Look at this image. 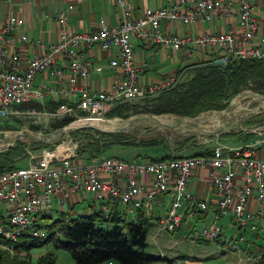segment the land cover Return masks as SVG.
Here are the masks:
<instances>
[{"label": "built area", "instance_id": "obj_1", "mask_svg": "<svg viewBox=\"0 0 264 264\" xmlns=\"http://www.w3.org/2000/svg\"><path fill=\"white\" fill-rule=\"evenodd\" d=\"M187 1L168 0L167 4L146 7L141 14L132 16V5L117 0L122 17L116 25H108L101 19L93 28L83 31L68 27L66 11L72 8L71 4L65 9L56 8L52 12L58 24L56 39L47 42L37 39L34 44L42 51L24 60L17 51L6 47L21 23L17 15L8 14L0 23L1 115L59 118L67 114L75 121L103 120L105 113L117 104L152 96L174 86L179 81L175 74L157 83L138 81L140 69L135 63L132 36L172 50L190 52L206 47L217 52L214 62L220 60L224 64L232 60L264 59V36L256 40L260 24L253 13L252 0H193L191 6L186 5ZM217 14L237 17L238 30L205 31L190 36L165 32L161 27L163 22L208 21ZM18 37L26 39L22 33ZM93 44L103 49H117V56L108 62L114 74L106 89L92 90L84 83L92 69L102 68L101 64L95 65L82 57L81 48ZM58 60H63L67 68V87L61 83H35L39 72L65 74L53 68ZM48 93L60 96L61 100L75 96L76 104L62 103L54 111L20 108L29 101L41 103ZM65 135L51 147L26 149L31 158H37L24 166L0 172V238L8 242L9 250L26 234L35 238L45 236V229L37 226L41 224L40 218L54 207L66 212L63 203L71 193L82 197L91 195L99 202L98 209L105 218L121 204L124 213H130L127 217L131 220L140 209L156 219L159 229L177 230L183 223L184 202L196 201L187 191V181L198 166L208 169L209 183L217 197L210 221L199 229H188L185 238L214 241L227 250H236L245 237L236 234L224 239L225 218L232 226L255 228L256 221L264 215V158L256 154L264 138L242 146L217 145L211 152L200 155L132 160L119 155H98L79 160L76 158L78 141ZM163 194L169 197L164 212L158 214L156 209ZM196 205L201 211L209 208L202 199ZM258 261L264 264V256Z\"/></svg>", "mask_w": 264, "mask_h": 264}, {"label": "crops", "instance_id": "obj_2", "mask_svg": "<svg viewBox=\"0 0 264 264\" xmlns=\"http://www.w3.org/2000/svg\"><path fill=\"white\" fill-rule=\"evenodd\" d=\"M117 0H0V23L10 13L15 14L21 23L18 31L15 33L11 42L6 44L9 51H17L21 59L32 58L39 54L42 49L34 42L42 39L45 42L56 39L58 24L53 17V11L56 8L65 9L69 4L72 8L67 9V24L69 29L83 31L93 28L101 19L108 25H116L122 17V8L116 3ZM132 5V16L142 13L146 7L156 8L160 5L168 3V0H124ZM193 0H188L186 5L191 6ZM253 13L259 22V30L256 33V40L264 36V0H252ZM162 29L179 35L195 36L201 32H220L239 28L237 17H229L221 14L213 16L208 21L196 23L171 22L161 24ZM25 34L26 39L21 40L18 34ZM131 41L134 49L135 63L139 67L138 81L143 84L157 83L161 79L177 75L179 78L197 63L214 59L217 52L206 47L197 51L172 50L151 42L141 41L138 37L132 36ZM81 54L84 59L89 60L93 64H101V70L92 69L88 78L84 81L92 90H101L109 88L112 82L114 69L108 62L111 58L117 56L115 47L103 49L96 44L86 45L81 48ZM169 54V56H168ZM24 64V61L22 62ZM53 68L61 69L65 74L53 75L46 72H39L35 76V83L54 85L61 83L67 87L66 78L67 68L63 60H58L57 65ZM190 77V76H189ZM82 82V81H81ZM80 82V83H81ZM60 96L54 93H48L41 101V105L48 110V104L60 101ZM63 103L69 105L76 104V97L70 96ZM230 122V121H229ZM228 124V122H227ZM228 126V125H227ZM247 138L239 145L249 141ZM224 143V142H223ZM225 144V143H224ZM257 156L264 158V140L260 143L256 152ZM165 155V154H163ZM24 160V159H23ZM18 163H22V161ZM187 191L192 194L194 199L206 200L209 204L208 210L201 211L195 200H187L183 205V221L186 229H195L196 223L207 224L211 219V211L216 201V193L212 185L209 183L208 169L205 167H195L187 181ZM168 194H163L159 198L158 208L156 211L163 213L168 200ZM99 202L91 195L82 197L77 193H71L67 200L63 203V209L68 211V215L76 216L78 214L89 213L98 210ZM77 206L80 209H77ZM116 210L123 212L124 206L117 205ZM125 212V211H124ZM75 213L74 215H72ZM130 213H128L129 215ZM127 215V216H128ZM51 218L50 213L47 218ZM201 225V226H202ZM224 239L230 238L236 234H242L245 240L240 244V248L236 250H227L222 244L214 242L212 251L205 255L207 259H212L208 263H203L202 258L197 261H189L185 258L183 264H259L258 259L264 256V215L256 221V227L250 228L236 227L228 223V219L222 222ZM196 230V229H195ZM195 241V240H194ZM197 241H208L205 239H197ZM56 264V263H54ZM98 264H114L110 261H104Z\"/></svg>", "mask_w": 264, "mask_h": 264}, {"label": "trees", "instance_id": "obj_3", "mask_svg": "<svg viewBox=\"0 0 264 264\" xmlns=\"http://www.w3.org/2000/svg\"><path fill=\"white\" fill-rule=\"evenodd\" d=\"M190 70L192 71L190 77L177 82L171 88L160 91L156 97L151 99L149 104H144L142 108L137 104L131 105V103L124 102L113 106L107 115L126 118L133 113L147 112L156 115L172 113L179 116L194 117L204 110L224 109L229 103V99L242 91L241 87L249 82L252 84L250 88L254 92L264 93V59L232 60L225 64L210 59L195 64ZM62 103L63 100L52 102L48 104L47 109L54 111ZM25 107L41 108V104L29 101L20 105V108ZM72 120L73 118L68 116L56 119L52 123V128L56 129L67 125ZM2 128L3 126L0 125V129ZM79 128L68 133L69 136L75 139L80 135L78 131L87 130V128L78 130ZM30 130L37 131L38 127L31 125ZM94 133L84 134L86 141L82 142L79 154L87 156L85 159L92 158L91 156L94 154H97L96 156L102 155L112 145H159V142L151 139H141L135 142L133 138L122 133L99 130H95ZM104 136L111 139H99V137ZM24 143L25 141H17L0 150V172L20 166L18 162L26 158L27 155ZM32 145L36 148H43L51 147L53 143L51 146L44 143H32ZM209 152L211 150L196 151L189 155ZM172 156L180 155L146 158L158 159ZM155 225L156 219H151L140 209L136 211L133 220L129 219L124 211L121 212L116 209L106 218L99 209L76 216L68 215V211H59V216L49 224H37L38 227L45 229L46 237L35 238L26 234L21 241L12 245L11 250L0 249V264H54L55 261L51 252L41 254L36 262H32L30 258V250L33 247L41 246L48 241H53L57 247L67 251L72 260L78 264H98L107 260H114L119 264H149L164 259L160 255H154L145 250L148 245L147 233ZM0 244L8 245V242L0 238Z\"/></svg>", "mask_w": 264, "mask_h": 264}, {"label": "rangeland", "instance_id": "obj_4", "mask_svg": "<svg viewBox=\"0 0 264 264\" xmlns=\"http://www.w3.org/2000/svg\"><path fill=\"white\" fill-rule=\"evenodd\" d=\"M191 75H192V72L187 71L183 75V77L179 78L178 82L186 80ZM251 85L252 84L249 82L243 85L241 87V90L242 91L244 90L248 93L254 92L250 88ZM159 93L160 92L155 93L152 96L143 97L140 99H134V100L128 101V103H131V105L137 104L140 108H142L144 104L146 105L149 104L151 99L153 97H156ZM235 96L236 95L232 96L229 99V101L233 100ZM253 97L245 96L241 99H238L237 101L234 102V108L235 110H239L241 108H252L254 110L253 111L254 115L251 116L248 121L245 118H237L235 120L228 122L227 124L228 126L223 132L213 134V135H207L197 130H191V129H183V130L180 129L178 131L175 129L172 130V129H168L165 127L155 126L153 124L151 125L148 121L139 119L137 120L138 122L135 121L132 124V126H130V128L124 131L115 132V133H122L125 136L131 137L134 139L135 142H138L141 139H148V140L151 139L156 142H159L158 146L112 145L107 151L102 153V155H119L123 157L124 159L132 160V159H137V158H142V157L146 158V157L163 156V154L165 155H184V154L189 155L196 151L211 150L217 145L242 146L245 144L253 143L258 139L264 138V99H262L261 97V99L258 100L257 98L253 99ZM258 104H261L262 106L259 109H257ZM27 108H30V107H25L23 109H27ZM34 108L40 111L44 109L42 105H41V108H37V107H34ZM108 111L105 113L104 118H110L107 120H111V119H114V117H117L123 120L121 121L123 124L129 121L131 117L138 116V115L140 117V115L147 114V112H137V113H133L129 115L126 118L121 117V116H111L110 117L107 115ZM77 113L81 114L80 112H77ZM216 113L217 112H215V109L204 110V111H201L196 116L200 117V122L203 124H214L215 119L217 118L216 116H218V114ZM208 114L209 115L211 114V115L209 116ZM154 115L155 116L163 115L162 116L163 121L166 118L165 121L171 124L175 123V116H177L172 113H163L159 115H156V114ZM66 116L68 115L64 114L63 116H60L59 118L47 117L43 115L0 116L1 117L0 125L3 126V128L0 129V131L30 129L31 125H34L38 127V130H37L38 132H45V131L53 130L52 123L56 121V119H60ZM183 117H189V116H183ZM145 118H148V117H145ZM73 122L75 123L71 127L86 125V124H83L79 120H76V121L72 120L67 125H71ZM82 128H87V130H85L87 132L78 131L80 135L75 138L78 141V147L76 149L77 151L76 158L79 160H82L87 157L85 155L79 154L80 147L82 146V142L84 143L86 141V137L84 136V134L85 133L95 134L94 133L95 129L93 128L81 127L78 130H81ZM104 129L115 130V129H118V127H115L109 124ZM65 136H67L68 138L69 137L72 138L71 136H69V134H66ZM187 138H190V139L186 140ZM247 138H250L248 139L249 141L243 143L242 145H239L241 142H243ZM99 139L110 140L111 138L104 136V137H99ZM2 142L3 141H0V144ZM49 145L51 146V144ZM24 148L30 149V150L40 149V148L34 147L32 143L28 141H25ZM96 155L97 154H94L93 156H96ZM36 158L37 157L31 158L27 154L26 158H24L22 163H18V165L24 166L28 164L30 160L33 161ZM78 208L80 209V207L77 206V209ZM58 209H59L58 207H54V210H49L48 213H50L51 218L49 217L40 218L41 224H49L54 218L59 216ZM74 214L75 213H73L72 215ZM185 223L187 222L183 221L181 227L172 232L159 229V227L156 225L148 231L147 237H146L148 245L145 250L151 254L160 255L162 259L164 258L163 260H157L149 264H183L182 262L185 258L189 259V261H197L198 259L202 258L203 263H208L212 261V259H207L204 256L208 255L210 251H212V246L214 242L197 241V240L191 241L190 238H185L184 235L187 233V230H188L185 228ZM195 225H196L195 229H199L202 223L200 224L196 223ZM43 237H46V235ZM43 237H40V238H43ZM57 238H59V236H57ZM0 249L9 250L7 245H3V244H0ZM48 252H51V255L56 264H78L72 260V258L70 257V254L67 251L57 247L53 241H48V242L43 243L41 246L33 247L30 250L31 261L36 262L37 258L41 254L48 253ZM107 261H110L111 263H114V264H119L118 262L114 260H107Z\"/></svg>", "mask_w": 264, "mask_h": 264}, {"label": "water", "instance_id": "obj_5", "mask_svg": "<svg viewBox=\"0 0 264 264\" xmlns=\"http://www.w3.org/2000/svg\"><path fill=\"white\" fill-rule=\"evenodd\" d=\"M215 62L220 63V60ZM253 95L262 96L263 97L262 99H264V93H257V92L248 93L246 91H240L239 93L236 94L233 100L229 101V103L224 109L220 111L215 110L218 116L215 119L214 124H203L200 122V117L198 116L189 118V117H183L177 115L175 116L174 124L168 123L166 121H159L153 123V125L159 127H165L172 130L175 129L178 131L180 129L181 130L191 129V130H197L207 135L217 134L223 132L227 128V122L235 120L237 118L248 119L254 115L253 112L254 110L252 108H241L239 110H235L234 108L235 101L245 96L253 97ZM261 107H262L261 104L257 105V109ZM0 116H2L1 112H0ZM143 116L151 117L155 115L152 113H147L145 115H140V117L139 115L131 117V119H129V121L126 122V124L115 130H105L94 127L92 125H84V126H76V127H70L69 125H64L62 127L50 130L48 132L31 131L30 129L0 131V135L1 133H7V132L10 133L9 136H6V138L2 139L3 142L0 144V150H3L9 147L10 145H13L17 141H28L35 144H41V143L51 144L54 143L57 139L61 138L63 135L68 134L79 127H90L95 130L105 131V132H120L130 128V126H132V124L139 119L145 120L144 119L145 117Z\"/></svg>", "mask_w": 264, "mask_h": 264}, {"label": "bare ground", "instance_id": "obj_6", "mask_svg": "<svg viewBox=\"0 0 264 264\" xmlns=\"http://www.w3.org/2000/svg\"><path fill=\"white\" fill-rule=\"evenodd\" d=\"M254 97H253V99H258V100H260L261 99V97L262 96H258V95H253ZM263 98V97H262ZM215 114V113H214ZM217 114V113H216ZM209 115V114H208ZM207 115V116H208ZM211 115V114H210ZM209 115V116H210ZM163 115H160V116H151V117H148V118H144L146 121H148L151 125L153 124V123H155V122H159V121H163V117H162ZM217 117V116H216ZM214 118H215V116H214ZM108 119H110V118H108ZM168 119V118H167ZM174 119V118H173ZM107 119L105 118V119H103V120H92V119H80L79 121H81L83 124H86V125H92V126H94V127H97V128H101V129H103V128H105L106 126H108L109 124L110 125H112V126H115V127H121V126H123L124 124H126V123H122L121 121H123L122 119H119V118H116V117H114V119H111V120H107ZM165 120H166V118H165ZM164 120V121H165ZM108 121H116V122H119V123H116V122H108ZM136 122H138V121H136ZM74 123L75 122H73L71 125H69L70 127L71 126H73L74 125ZM106 124V125H105ZM147 124V123H146ZM81 126V125H80ZM74 127H76V126H74ZM10 135V133H1V135H0V141H2V139L3 138H6V136H9Z\"/></svg>", "mask_w": 264, "mask_h": 264}]
</instances>
